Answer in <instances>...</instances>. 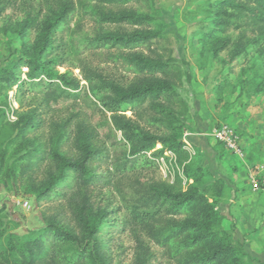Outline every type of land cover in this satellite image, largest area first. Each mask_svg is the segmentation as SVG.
<instances>
[{"label":"trees","instance_id":"trees-1","mask_svg":"<svg viewBox=\"0 0 264 264\" xmlns=\"http://www.w3.org/2000/svg\"><path fill=\"white\" fill-rule=\"evenodd\" d=\"M14 1L0 0V17ZM79 1L81 12L98 17L101 24L129 23L139 27L134 32H101L82 40L71 39L73 48L82 47L86 51L116 47L122 52L118 59L126 63L134 79L124 85L87 68L81 75L89 88L81 94L82 79L70 71L59 72L57 68L64 64L59 55L64 50L60 34L78 12L75 0H61L42 19L27 17L15 27L14 31L22 37L31 28L39 35L28 52L29 57L21 58L18 64L17 69L28 68V76L23 79L8 72L0 79L10 88L16 86L18 94L28 91L40 95L45 107L63 99L78 101L86 97L104 118L97 125L78 121L73 127L67 120L57 125L49 142L37 143L25 155L29 158L26 170L36 171L48 160L45 178L36 188L37 198L71 197L69 205L76 228L50 219L38 234L17 241L7 233L0 218V257L5 252L6 259L0 258V264H9L8 257L18 259L14 261L16 264H110L104 235L117 228L128 229L134 238L135 264H151L154 251L149 242L160 247L176 264H246L238 247L218 236L223 216L208 194L210 188L201 189L198 185L199 176L189 174L188 178L194 182L184 187L178 174L173 183L141 175L146 168H156L157 159L168 151L175 154L181 165L190 159L183 148L184 129L176 122L178 107L184 101L172 69L175 60L134 51L140 47L150 50L154 39L160 36L159 31L146 29L157 23L156 18L135 10L101 8L124 6L133 0H88L91 9L84 7L83 0ZM211 7L215 31L226 34L213 42L214 57L232 47L231 59H236L249 44L264 37V0H218ZM230 31L238 36L229 34ZM190 78L187 74V79ZM129 111L131 116L126 114ZM43 125L35 112L21 115L15 124L16 134L27 139ZM118 131L122 138H118ZM68 145L73 153L62 150ZM107 161L111 162L112 170L104 176L98 174V163ZM101 185H112L120 197L118 211H125L121 224L110 222V215L117 210L96 209L92 203L93 194ZM213 187L220 188L217 183ZM67 190L71 191L70 197L63 195Z\"/></svg>","mask_w":264,"mask_h":264},{"label":"rangeland","instance_id":"rangeland-1","mask_svg":"<svg viewBox=\"0 0 264 264\" xmlns=\"http://www.w3.org/2000/svg\"><path fill=\"white\" fill-rule=\"evenodd\" d=\"M59 1L61 0H15L12 2V7L1 15L0 76L14 72L20 78H27L28 68L17 69L18 64L21 58L29 57L28 52L39 35L31 28L22 37L14 29L27 17L42 19L51 8L57 6ZM75 1L78 12L69 27L60 34L64 41V50L59 52V55L63 58L64 64L57 69L60 73L70 71L74 77L82 79L81 94L89 88V83L83 80L81 75L87 68L96 70L107 80L129 84L134 79V74L127 71L126 63L118 59V55L122 53L119 49L110 46L86 51L82 47L73 48L71 39L82 40L88 35L101 32H134L139 27L129 23L101 24L98 17L94 18L84 11L81 12L80 1ZM216 1L218 0H133L124 6L103 5L101 8L104 11L124 8L155 17L157 23L147 26L146 29L157 30L160 36L154 39L150 50L140 47L134 51L144 52L156 58L175 60L172 69L176 72L174 78L178 79L179 92L184 101L178 107L179 117L176 122L184 129L181 138L188 147L190 159L187 164L189 165L185 166L186 163L181 165L176 156L172 158L165 153L163 157L157 159L156 168H146L141 175L146 179L153 178L173 183L178 174L183 180L184 187L193 183L188 178L189 174L199 176L196 179L198 185L201 189L210 188L208 194L223 216L218 236L223 241L233 242L238 247L244 263L264 264L263 241L259 243L258 248L261 254L248 253L241 239H237L230 229L224 228L226 221H230L226 211L228 212V209L231 211L230 207L235 204L229 203L226 195L224 198L220 197L225 194L227 186L221 179L220 181L208 179L206 175L210 171L204 165L207 161L211 162L210 155L202 152L192 143L187 133L196 131L193 123L197 118L206 122L203 132L208 141L209 138H213L211 136L213 128H218L222 124L236 130L243 146L244 132L247 130H243L239 122L249 121L250 126L254 127V133L260 132L252 135L257 138L260 146H255L250 152L244 147L243 156L236 155L219 142L216 146L220 157H223V151L232 155L231 167L225 177L229 182L234 180L235 192L243 191V197L250 202V208L256 205L254 207L256 209L250 210V213L248 211L244 213L239 207L234 209V213L245 215L244 219L251 220V233L264 232V37L257 43L249 44L236 59H231L232 47L214 57L213 42L217 38L226 36L215 31L214 9L211 4ZM82 4L84 7L92 8L88 0H83ZM229 34L238 36L233 31ZM187 74H190V80L187 79ZM31 112L41 117L44 125L40 131L31 133L27 139H24L16 134L18 129L15 124L21 115L25 116ZM131 113L126 112L128 116H131ZM107 116L109 117L110 114ZM103 118L104 116L86 97L78 101L63 99L57 104L45 107L40 95L28 91L23 95L18 94L16 86L10 88L7 82L0 79V218L5 223L7 233L12 234L17 241L38 234L50 219H56L64 225L76 228L69 205L71 191L67 190L68 193H63V195L67 194L69 199L37 198L36 188L45 178L48 160L45 159L36 171L26 170L29 158L25 155L30 153L31 147H35L37 143L49 142L55 134L57 125L67 120L73 127L78 121L97 125ZM101 134L102 136L104 134L102 130ZM117 136L123 137L119 131ZM62 150L73 153L70 145L63 147ZM232 167L234 168L231 171ZM111 170L110 161L97 165L98 174L103 176ZM253 178L257 180L259 190H255ZM120 181L125 180L120 179ZM215 183L220 188H212ZM238 184H242L245 188L237 186ZM229 188L233 189L230 186ZM92 203L96 209L117 210L110 215V219L112 218L110 222L122 223L125 211H118L121 201L112 185L99 186L93 194ZM238 221H242L240 217ZM104 241L110 264H135L136 243L128 229H110L109 233L104 235ZM149 245L154 251L151 264H176L160 247L152 242H149ZM4 253L2 252L1 260H6ZM8 259L9 264H16L14 261L18 260L13 257Z\"/></svg>","mask_w":264,"mask_h":264},{"label":"crops","instance_id":"crops-1","mask_svg":"<svg viewBox=\"0 0 264 264\" xmlns=\"http://www.w3.org/2000/svg\"><path fill=\"white\" fill-rule=\"evenodd\" d=\"M195 121L196 122L193 123V126L196 131H194L193 133H191V131L187 133L192 143L196 144V146H198V148H200L202 152L209 153L210 155L211 162L207 161L206 164L204 165L206 169L210 171L209 174H207L206 176H208V179H212L213 181L218 180V179L219 181L220 179L222 180V182L224 181L223 183L227 187H226L225 194L220 197L224 198L226 195V199L228 200L229 198L228 202L235 204V206L230 207L231 211L229 209H228V212L226 211V216L228 219H230V221H226L227 223H225L224 228L230 229L231 233H233V235H235L237 239H241L248 253L256 252L257 254H261L258 248H259V243L262 241L264 242V232L251 233L252 231V230L250 231L251 220L244 219L245 215L234 213V209H236L237 207H239L240 210H242L244 213H246L247 211L250 213L251 211L256 209L254 208L256 207V205L250 208V202L246 200V197H243L244 195L243 191L235 192L236 186H234V180L229 182V179L225 177L227 170L230 169L231 167V160H232L231 156L232 155L226 151L225 152L223 151V157H220L219 156L220 154H218L219 151L216 146L217 141L214 138H209V141H208V138H205L204 136L205 133L203 132V130L206 127L205 126L206 122H204L201 118H197V120ZM239 125L242 127L243 130H247V132H244L245 133L244 146H243V143L241 144V141H240V144L242 145L241 146L242 150H244L243 148L246 147L248 152H250L252 149L255 148V146L259 147L260 144H258L257 138L252 137L254 133V127L250 126L249 121L239 122ZM257 133L260 134V132H257V131L254 134L257 135ZM183 148L185 150L188 149L187 145H184ZM233 168L234 167H232L231 171L233 170ZM190 181L194 182V179L190 178ZM239 185L242 188H245V186H243L242 184H238L237 186ZM229 186L232 187L233 189L231 190ZM259 189L260 187L255 188V190H259ZM229 192H231L230 195H229ZM228 206L230 205L228 204ZM239 217L242 220L241 222L238 221Z\"/></svg>","mask_w":264,"mask_h":264},{"label":"built area","instance_id":"built-area-1","mask_svg":"<svg viewBox=\"0 0 264 264\" xmlns=\"http://www.w3.org/2000/svg\"><path fill=\"white\" fill-rule=\"evenodd\" d=\"M211 136L219 143L223 144L228 150L232 151L233 153L243 156V150L240 144V137L237 134L236 130L229 125L222 124L218 128H213L211 132ZM166 155L171 156L172 158L175 157V154L171 151L166 152ZM164 159L162 158V161ZM253 184L255 188H259V184L255 178H253Z\"/></svg>","mask_w":264,"mask_h":264}]
</instances>
